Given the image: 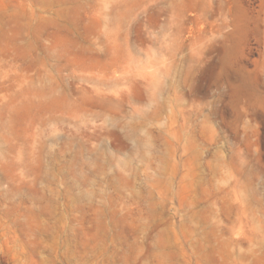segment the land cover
<instances>
[{"label":"rangeland","instance_id":"obj_1","mask_svg":"<svg viewBox=\"0 0 264 264\" xmlns=\"http://www.w3.org/2000/svg\"><path fill=\"white\" fill-rule=\"evenodd\" d=\"M0 264H264V0H0Z\"/></svg>","mask_w":264,"mask_h":264}]
</instances>
